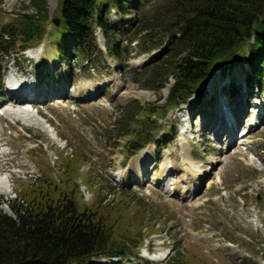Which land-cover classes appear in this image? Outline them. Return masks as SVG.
Segmentation results:
<instances>
[{
    "label": "rangeland",
    "instance_id": "obj_1",
    "mask_svg": "<svg viewBox=\"0 0 264 264\" xmlns=\"http://www.w3.org/2000/svg\"><path fill=\"white\" fill-rule=\"evenodd\" d=\"M142 2L141 14L125 19L155 15L170 0ZM60 5L61 0H46L48 26L42 41L0 54L1 67L6 66L0 68L3 93L12 78L52 88L46 100L32 107L2 109L9 95L0 98V176L6 178L3 186L11 188L8 195L0 191V210L13 217L9 202L17 207L20 199L32 208L72 202L110 226L115 244L137 254L125 264H264V86L251 88L239 78L247 59L229 69L218 67L205 97L195 95L171 113L165 99L173 78L164 88H148L152 69L166 60L165 46L145 53L144 34L127 24L111 37L120 46L118 57L109 55L106 38L97 31L102 55L84 63L60 62L53 45L61 32L53 24ZM24 14L38 17L39 10L29 0H0V34ZM109 18L118 21L114 11ZM40 71L49 77L41 79ZM232 83L241 94L228 103L240 100L239 115L219 112L212 119L219 106L211 103L227 99ZM152 104L162 108L158 144L136 147L140 140L128 135L136 126L126 122L127 112L140 105L144 111L134 118L153 121L156 116L145 111ZM7 110L31 113L14 120L4 115ZM231 117L239 123L235 134L218 135L217 127ZM188 157L194 177L187 172ZM160 253L166 260L146 257Z\"/></svg>",
    "mask_w": 264,
    "mask_h": 264
},
{
    "label": "trees",
    "instance_id": "obj_2",
    "mask_svg": "<svg viewBox=\"0 0 264 264\" xmlns=\"http://www.w3.org/2000/svg\"><path fill=\"white\" fill-rule=\"evenodd\" d=\"M29 1L39 10L38 17L19 15L3 26L0 54L20 52L44 39L46 0ZM142 4V0H61L57 15L61 32L53 39L58 60L71 64V60L80 59L84 63L102 55L98 30L106 38L109 55L118 57L120 46L111 43V37L116 36L117 29L132 24L137 33L144 34L145 53L164 46L168 51L160 67L152 69L153 85L148 88L159 90L169 77L173 78L165 99L170 112L194 95L204 97L218 67L229 69L244 58L250 68L247 81L263 88L264 0H170L150 15L152 18L125 19L137 15ZM112 11L118 18L116 24L109 18ZM18 40L21 46H17ZM161 109L152 104L145 111L156 119L139 121L134 115L144 109L140 105L129 107L126 122L133 121L136 128L128 135L138 137L136 147L158 143ZM18 202L17 207L9 202L14 217L0 210V264H94L103 259H108L104 264H122L112 258L137 256L125 245L114 243L110 226L95 213H82L72 202L37 208L21 199Z\"/></svg>",
    "mask_w": 264,
    "mask_h": 264
},
{
    "label": "bare ground",
    "instance_id": "obj_3",
    "mask_svg": "<svg viewBox=\"0 0 264 264\" xmlns=\"http://www.w3.org/2000/svg\"><path fill=\"white\" fill-rule=\"evenodd\" d=\"M14 79L15 78L10 79L11 81L9 80L10 81L9 82L10 86L8 87V92H11V94L13 96L10 95V94H9V97L7 96L8 99L5 100L6 103L4 104V106L8 105L11 108H21V107H25V106H28V105L34 106V105H36V103L43 102L44 100H46L52 94V88L51 87H45V88H42V89H38V88H36L34 86L33 83H30L29 81L19 82V81H16ZM244 99L246 100L245 97H241V101L242 100L244 101ZM239 101L240 100L238 99V101L235 102L236 104L233 106V111H237L238 112V110L240 108V102ZM4 106H2V107L4 108ZM219 109H220V107L216 109L215 114L212 115V119H216V118L218 119L219 118V112H220ZM20 110H22V109H20ZM18 111L16 112V111L7 110L4 115L8 119L13 118L15 120L16 117H19V115H21V114H27L29 116L30 113H31L30 111H26V110H23L22 112L21 111L18 112ZM228 113H229V111L227 112V114ZM0 117H1V115H0ZM224 124H225V126L224 125H220L219 127H217V125H216V127H217L216 132H217L218 135L228 134V132L229 133L230 132L234 133V132H236L237 128L239 127L238 120H234L233 121L232 119H228L227 118L226 123H224ZM216 127H214V129ZM227 127L229 129H227ZM187 160L191 164V166L187 167V172H189V174H191L192 177H194L195 176L194 173L196 174V172L193 170V166H194L193 162H191L189 160V157L187 158ZM0 191L3 194H7L8 195L10 193V191H11V188L6 186V185L3 186V184L0 183ZM224 245L226 247L233 248V246L230 243L223 244V245H221V243H215L212 246H214V247H222ZM239 252L240 251L235 250L233 253H239ZM166 258L167 257H166V255L164 253H160V254H157V255H154V256L151 257V259L156 261V262H162V261L166 260Z\"/></svg>",
    "mask_w": 264,
    "mask_h": 264
},
{
    "label": "water",
    "instance_id": "obj_4",
    "mask_svg": "<svg viewBox=\"0 0 264 264\" xmlns=\"http://www.w3.org/2000/svg\"><path fill=\"white\" fill-rule=\"evenodd\" d=\"M54 23L58 26L59 25V19H55Z\"/></svg>",
    "mask_w": 264,
    "mask_h": 264
}]
</instances>
